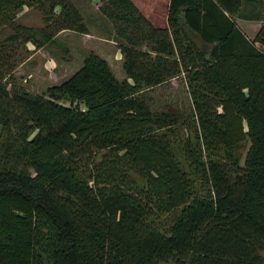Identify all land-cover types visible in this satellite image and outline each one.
<instances>
[{"label":"trees","instance_id":"1","mask_svg":"<svg viewBox=\"0 0 264 264\" xmlns=\"http://www.w3.org/2000/svg\"><path fill=\"white\" fill-rule=\"evenodd\" d=\"M98 1L126 77L90 52L35 94L14 75L28 44L89 28L72 0H0V264H264V26L250 40L235 21L261 0H170L168 27ZM181 75L189 119L139 96Z\"/></svg>","mask_w":264,"mask_h":264},{"label":"rangeland","instance_id":"2","mask_svg":"<svg viewBox=\"0 0 264 264\" xmlns=\"http://www.w3.org/2000/svg\"><path fill=\"white\" fill-rule=\"evenodd\" d=\"M72 1L89 28V33L82 34L73 30H63L56 37L57 44L40 49H36L33 44L29 43L28 46L33 51L25 62L21 63L14 71L18 86H22L35 94H46L50 87L61 84L63 80L76 72L90 52H95L105 59L108 58L107 61L118 80H123L126 77L123 68L124 56L119 48V44L123 41L119 35L122 24L111 21L104 16L100 10L102 3L98 0ZM132 1L138 2L142 8L152 5L150 0ZM157 2L158 14L155 18L153 17L156 24H153L152 20L147 18L156 27L163 25L165 20L162 12L164 2L163 0ZM142 10L145 11L146 8ZM242 15L256 16V18L262 20L261 25L264 24V2L262 0L258 3L246 1ZM18 20L24 25L42 27L44 26V13L37 8L25 7L19 12ZM255 28L256 26H251L249 29H245L246 31L243 30L248 37L252 38L251 34L258 30ZM11 33L12 30L9 28H0V38H5ZM62 47L68 49L70 57L68 60L63 58L65 52ZM139 96L147 100L153 112L164 111L172 107L180 112L183 119H189L192 115V101L184 75L173 78L159 86L147 88L139 93ZM248 147L249 143L246 141L240 149L242 162H244ZM174 152L178 159L182 161L183 156L176 147ZM103 155L104 151L97 152V159H100ZM132 177L138 184H142V180L138 175L132 173Z\"/></svg>","mask_w":264,"mask_h":264},{"label":"crops","instance_id":"3","mask_svg":"<svg viewBox=\"0 0 264 264\" xmlns=\"http://www.w3.org/2000/svg\"><path fill=\"white\" fill-rule=\"evenodd\" d=\"M145 1V0H144ZM158 0H150V2L152 3V5H148V6H144V8H146V10L144 11V10H142V9H144V8H142L141 6H140V4L138 3V2H135L136 3V5H138V7H139V9L141 10V12L147 17V18H149V19H151L152 21L151 22H153V24H156L155 23V21H154V19H153V17L155 18L156 17V15L158 14L157 12H158V6H157V2ZM163 2H164V4H163V7H164V9H163V15L165 16V20L163 21L164 23H163V25H159V26H157V27H168V20H167V17H168V12H169V5H170V0H163ZM263 2H264V0H263ZM245 3L246 2H243V5H242V7H241V12L240 13H242V11H243V9H244V5H245ZM239 13V14H240ZM254 17H256V16H252V15H247V16H241L240 17V15L239 16H236L235 17V21H236V23H237V25H238V27L245 33V29H249L251 26H256V28L255 29H258V30H255V32L254 33H250L251 35H252V38H250V37H248L247 36V34H246V36L248 37V39H250V40H253L254 38H255V36L257 35V33H258V31H259V29L262 27V26H264V24H262L261 25V22H262V20L261 19H258V18H254ZM255 19H257V20H255ZM155 26V25H154ZM245 31H244V30ZM111 44V43H110ZM32 50V49H31ZM114 56V55H113ZM106 60H108V58H106Z\"/></svg>","mask_w":264,"mask_h":264}]
</instances>
